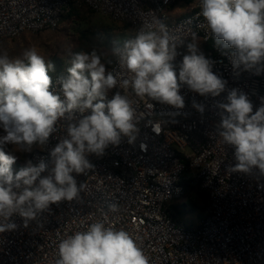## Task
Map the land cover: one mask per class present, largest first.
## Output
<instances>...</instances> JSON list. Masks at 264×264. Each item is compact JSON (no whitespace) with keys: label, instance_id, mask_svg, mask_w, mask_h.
<instances>
[{"label":"built area","instance_id":"obj_1","mask_svg":"<svg viewBox=\"0 0 264 264\" xmlns=\"http://www.w3.org/2000/svg\"><path fill=\"white\" fill-rule=\"evenodd\" d=\"M183 1L0 0V40L55 30L71 6L129 25L128 39L158 18L185 42L177 48V73L183 56L190 54L187 44L197 43L199 52L214 61L213 72L227 81L226 91L218 97L201 96L182 86L185 107L180 110L130 95L139 128L135 142L129 144L124 137L118 146L110 145L102 157L88 155L94 168L86 175L73 173L78 185L84 183L80 201L53 204L27 227L22 217L13 215L9 222L17 228L0 233V264H55L58 242L96 220L130 232L150 264H264V176L258 171H230L236 163L234 150L215 133L220 119L215 105L227 102V90L237 88L246 93L253 111L261 105L264 72L256 75L254 70L233 68L231 52L212 42L200 15L201 0L171 17L170 10ZM107 69L118 79L130 76L114 55ZM59 76L52 77L57 91ZM115 91L124 90L117 87ZM194 102L204 106L203 114L193 107ZM69 122L66 114L53 135L63 137ZM57 142L50 138L45 149L35 147L28 160L36 163L44 158L51 167L49 153ZM183 181L198 184L207 195V206L196 226L178 221L169 209L174 200L184 204L188 200Z\"/></svg>","mask_w":264,"mask_h":264},{"label":"clouds","instance_id":"obj_2","mask_svg":"<svg viewBox=\"0 0 264 264\" xmlns=\"http://www.w3.org/2000/svg\"><path fill=\"white\" fill-rule=\"evenodd\" d=\"M200 15L216 43L232 50L234 69L264 72V0H201ZM184 43L153 18L122 46L113 47L129 78L118 79L95 50L79 51L71 54L67 74L57 78L58 91L50 75L55 64L35 47L18 57L0 50V233L17 228L9 222L13 215L22 217L27 227L51 205L81 200L84 183L78 185L73 173L86 175L94 168L88 155L102 157L122 138L129 144L137 138L130 95L180 110L185 107L182 86L201 96L226 91L227 81L213 72L214 61L199 52L197 43L187 44L190 54L183 56L177 73V48ZM117 87L124 91L112 92ZM226 101L215 105L220 117L215 133L234 150L236 163L230 171L264 176V98L253 111L249 96L233 88L227 90ZM193 107L201 114L205 110L195 102ZM66 114V134L56 138L57 122ZM50 138L58 140L49 153L51 167L40 158L13 172L16 157L3 150L7 145L31 152L45 149ZM55 264H150V258L130 232L96 220L58 242Z\"/></svg>","mask_w":264,"mask_h":264},{"label":"rangeland","instance_id":"obj_3","mask_svg":"<svg viewBox=\"0 0 264 264\" xmlns=\"http://www.w3.org/2000/svg\"><path fill=\"white\" fill-rule=\"evenodd\" d=\"M190 4V3H189ZM183 3L176 4L171 10V17L175 18L187 10ZM88 11V9H86ZM84 21L80 23L66 22L60 19L59 25L55 30L43 31L40 33H22L15 39L0 40V50H6L10 56H21L24 50L35 47L39 53L44 56L46 61H52L55 66L57 63L65 72L71 66V54L79 52L78 49V30L89 28L95 30H107L116 45L123 44L130 36V30H127L123 23L114 21L108 16L88 11ZM113 52V48L111 54ZM113 55V54H112ZM113 57V56H112ZM67 72V71H66ZM35 148V147H34ZM33 148V150H34ZM5 151L16 157V161L26 163L31 152L15 151L12 145H7ZM199 188V186H198ZM199 190L203 192L200 188ZM191 201H186V211L183 212L182 222L185 225H191V220L196 222L202 215L207 206V200H203L197 192L190 195Z\"/></svg>","mask_w":264,"mask_h":264},{"label":"trees","instance_id":"obj_4","mask_svg":"<svg viewBox=\"0 0 264 264\" xmlns=\"http://www.w3.org/2000/svg\"><path fill=\"white\" fill-rule=\"evenodd\" d=\"M194 0H184L182 3L184 5H187ZM185 7V8H186ZM89 11V10H88ZM88 11L84 7H77V6H71L69 11L62 16V19H64L66 22H72V23H80L85 20L86 14H88ZM92 12V11H91ZM127 28V30H130V26L127 24H124ZM212 42H216L215 38H212ZM116 46V43H114V40L111 36V33L107 30H93L89 28H81L78 30V49L85 52H91L95 50L98 54L101 55L102 62L106 63V67H110L112 65L108 64V61L113 62V55L111 54L112 48ZM223 47V46H222ZM224 48V47H223ZM226 49V48H225ZM228 51H232L231 49H226ZM60 65L57 63L55 66V71L51 72L50 75L53 77L55 75H61L63 73H67L66 71L59 67ZM5 151V149H3ZM6 152V151H5ZM6 154H8L6 152ZM26 163L18 162L16 161L12 165L13 171H19L20 168L24 167ZM183 188H184V195L187 196L188 200L191 201L190 194L192 192H197L198 195L203 199L207 200V195L204 192H201L198 188V184L192 185L191 183L187 181L182 182ZM169 209L174 212V217L178 221H184L183 218V212L186 211V206L181 200H174L171 202Z\"/></svg>","mask_w":264,"mask_h":264},{"label":"crops","instance_id":"obj_5","mask_svg":"<svg viewBox=\"0 0 264 264\" xmlns=\"http://www.w3.org/2000/svg\"><path fill=\"white\" fill-rule=\"evenodd\" d=\"M198 222H199V220L196 221V222H194V221L191 220V225H189V226H196L198 224Z\"/></svg>","mask_w":264,"mask_h":264}]
</instances>
